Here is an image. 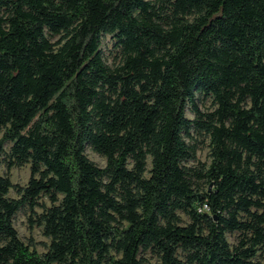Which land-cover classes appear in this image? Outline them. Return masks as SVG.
Segmentation results:
<instances>
[{"label": "trees", "instance_id": "1", "mask_svg": "<svg viewBox=\"0 0 264 264\" xmlns=\"http://www.w3.org/2000/svg\"><path fill=\"white\" fill-rule=\"evenodd\" d=\"M1 156L0 264H264V0H0Z\"/></svg>", "mask_w": 264, "mask_h": 264}, {"label": "rangeland", "instance_id": "2", "mask_svg": "<svg viewBox=\"0 0 264 264\" xmlns=\"http://www.w3.org/2000/svg\"><path fill=\"white\" fill-rule=\"evenodd\" d=\"M56 40L57 37L52 38L53 42ZM102 49L106 63L111 66L116 64L118 61L117 53L113 49L112 41L109 37L103 38ZM197 105L199 106L200 110L204 112H209L214 109L212 101L209 99H204L203 97H198ZM185 114L188 119H193L194 117L189 107H187ZM187 142L196 146L195 160L189 161L187 166H197L199 163L208 166L211 161L209 138H207L203 134L199 135L193 133L191 139H188ZM10 146V143L4 145L5 152H8ZM85 155L98 167H104L106 165L105 158L93 152V150L89 146H86L85 148ZM149 169L150 160L148 159L147 170ZM0 174L4 176L8 175L13 185L25 187L30 178V165L27 164L22 167H13L7 169L6 159L4 158V156H1ZM148 176L149 175L146 174V177ZM7 197L10 199H18L20 198V195L16 192L15 189H10ZM38 202V206L34 208V214H32L26 206L22 207L14 216L13 226L16 229L18 233V238L21 241L26 244L32 241L33 248L37 251V253L43 254L47 251L50 239L44 236L42 227L37 226L35 220L37 216L43 212L44 209L49 208L51 206V203L46 196H41ZM180 218L182 220L183 225L189 222L188 219L182 214H180ZM226 238L230 245H235L237 243L238 234L229 233L226 235ZM147 258L151 261H154L150 258V255H147Z\"/></svg>", "mask_w": 264, "mask_h": 264}]
</instances>
